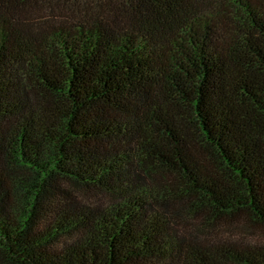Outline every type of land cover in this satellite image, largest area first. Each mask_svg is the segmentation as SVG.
Returning a JSON list of instances; mask_svg holds the SVG:
<instances>
[{"label":"trees","instance_id":"1","mask_svg":"<svg viewBox=\"0 0 264 264\" xmlns=\"http://www.w3.org/2000/svg\"><path fill=\"white\" fill-rule=\"evenodd\" d=\"M264 0H0V264H264Z\"/></svg>","mask_w":264,"mask_h":264},{"label":"rangeland","instance_id":"2","mask_svg":"<svg viewBox=\"0 0 264 264\" xmlns=\"http://www.w3.org/2000/svg\"><path fill=\"white\" fill-rule=\"evenodd\" d=\"M222 237L232 241H240L244 244L256 247H264V226L252 222H242L238 230H232L223 226L219 229Z\"/></svg>","mask_w":264,"mask_h":264}]
</instances>
